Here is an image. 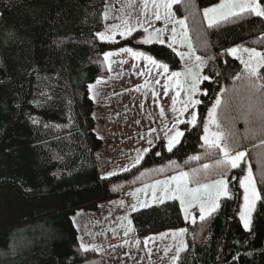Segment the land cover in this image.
<instances>
[{"label": "trees", "instance_id": "1", "mask_svg": "<svg viewBox=\"0 0 264 264\" xmlns=\"http://www.w3.org/2000/svg\"><path fill=\"white\" fill-rule=\"evenodd\" d=\"M106 2L0 0V264H82L92 250L80 248L77 211H94L122 190L182 171L201 170L202 183L217 178L213 168L205 172L203 165H214L218 157L202 147L203 122L217 96L225 142L233 151L249 149L248 164L261 193L250 229L239 219L240 168L230 170L229 197H222L219 209L205 221H186L179 202L167 200L133 211L131 225L139 238L186 229L187 247L177 264H264L262 117L256 97L250 99L248 82L236 80L247 75L241 63L224 55L226 46L264 50V18L246 15L212 30L201 11L219 0H177L173 11L184 18L196 54L207 62L202 74L210 77L201 84L206 94L197 107V126L187 125L172 152L160 140L129 171L101 178L95 153L102 141L94 132L89 85L108 76L106 51L131 44L130 39H98ZM139 48L168 63L170 70L180 67L179 57L166 45ZM259 71L264 75V69ZM247 167L244 160L241 168L246 172Z\"/></svg>", "mask_w": 264, "mask_h": 264}, {"label": "rangeland", "instance_id": "2", "mask_svg": "<svg viewBox=\"0 0 264 264\" xmlns=\"http://www.w3.org/2000/svg\"><path fill=\"white\" fill-rule=\"evenodd\" d=\"M174 4L175 3L172 4L171 8L173 20H184V18L177 17L175 15L173 11ZM217 4L210 7H214ZM105 7L107 8L106 12L108 13V19L106 20L104 18V28L100 33L106 31V26L111 27L114 24L122 25V22L125 19L129 21L131 26H134V31L129 37H122L117 34L114 37V42H107L116 43L130 39L131 44L106 51L116 53V55H113L109 58V61H104L106 67L108 68L109 74L107 77L96 79L89 85V91L92 89L90 91V96L94 104V132L102 141L101 147L95 153V162L99 176L101 178L113 176L111 175L112 173H121L125 168L130 169L133 167L135 159L138 155H143L144 158L145 154L148 152H145V150H150L160 140H163L165 146L167 147L165 132L167 131L169 134H172V127L176 119L179 118L186 121L191 119V116H189L187 113H185L184 116H180L179 111L174 113L172 110V99H176L177 103L175 107L179 110L181 108V101L187 99V94L185 92L182 91L180 96L177 97V89L173 84L165 93L164 85H167L169 81L165 79L164 75L160 73L158 68L153 67L150 63L142 58H135L130 54H121V49L124 47L132 48L133 51L145 53L139 48V45H146L143 43V40L147 38L148 32L155 33L156 30H161V38L165 40V43L161 45L168 46L169 43L172 42V24H166L163 18L159 21L155 20L153 16L154 9L152 0H148L147 10L144 8V0H107V6ZM109 8L111 9L110 12ZM106 12L104 11L103 17L105 16ZM203 12L204 9L201 11V14L204 24L207 25V21L203 16ZM148 20H151L150 25ZM145 27L148 28V32L144 31ZM179 31L180 29L177 27V32L179 33ZM99 34L97 35L98 39ZM179 39L180 37L178 36L177 40ZM152 43L160 44L156 42V40H153L148 44ZM232 47L255 48L257 51L264 52L263 49L251 46L234 45ZM169 48L173 50V47ZM174 48L175 51H173L176 54L177 52L184 54H187L188 52L186 47H180L178 43L174 45ZM195 55H197L196 52ZM177 56L180 59V67L175 71L183 72L186 67L195 64L194 58L192 60H188L182 59L179 55ZM152 57L153 59H156L158 63L163 62L154 56ZM246 58L247 57L245 56V59ZM241 65L244 70V65ZM157 80H159L160 83H157ZM201 84L200 89H202ZM201 95V93H197L195 98L200 99ZM217 97L220 98V96ZM197 107L195 109H189V111H194L197 113ZM210 109L211 106L209 107L208 111ZM162 111L163 115L161 114ZM207 113L203 122V127L208 123L209 118ZM188 126L191 127L192 125ZM179 127L181 128V125ZM210 131H217V129L214 126H210ZM220 131L223 130L220 129ZM203 135L204 133H202V141ZM150 139L152 140L151 145L148 143ZM235 151H244L246 153L244 160L247 161V165L249 167L250 164L248 163H250V161L247 155L249 149L247 147H243L239 150H234L233 154ZM252 170L253 169H251V171ZM179 173L180 172L171 174L131 189L122 190L116 198L103 202L101 204L103 208L101 207V210H99L100 215L105 216L108 220L115 218V223L104 225L102 222H100L99 226L94 230V234L91 236V239L87 237L88 233H86L85 230L80 226L79 231L82 235L81 238L83 239L84 244L91 248L89 250H92V255L89 256L82 264H147L146 258H144L146 253L160 254L161 260H159L158 258L160 257H158L153 259L155 262H150V264H177V260L174 259L175 248H172L176 242L172 240L168 234L161 233H174L182 228L175 231H163L143 238H139L137 236L131 240L129 236L127 238L129 239V242H124V246L126 249L130 250V255L124 252V248L119 246L112 247L111 244L113 242L107 241L110 236H118L117 234L119 232H124V228L126 226L125 218L128 217V220L130 219V215L133 212L132 205L137 203V198H139L141 201L148 199L150 206L156 204L151 201L150 188H146V186L154 184L157 180H167L172 176L178 175ZM246 174L247 171L245 172V175ZM252 174L257 191L259 192L253 171ZM242 178L243 176L241 179ZM214 180H210L205 183H211ZM188 186L195 187L191 186L190 184ZM140 189H145V191H139ZM134 193L135 195H133ZM112 206L114 208H111ZM243 207L244 202L242 189V203L240 206V211L243 209ZM138 209L141 208H137V210ZM189 212L190 218L188 222H191L192 216L196 217V221H200L198 218V208H191L189 209ZM75 216L78 218L85 216L90 217V212L79 211L75 214ZM96 217V215H93L91 218L95 219ZM82 223L83 221L81 224ZM111 225H113V227L109 228ZM132 231L134 234L135 231ZM150 237H153L154 239H151ZM117 238L120 239L121 237ZM146 238L150 239H147L146 246L144 245V247H141V240ZM137 244L140 245V248L137 247ZM177 244L178 243H176V245ZM169 248L171 251H168L167 254H165V250ZM113 254H116L117 256V262L115 263L110 262V257L113 256Z\"/></svg>", "mask_w": 264, "mask_h": 264}, {"label": "snow or ice", "instance_id": "3", "mask_svg": "<svg viewBox=\"0 0 264 264\" xmlns=\"http://www.w3.org/2000/svg\"><path fill=\"white\" fill-rule=\"evenodd\" d=\"M177 0H152L153 4V16L155 20L159 21L162 18L165 20L166 24H172L171 35L172 42L169 43V47L179 44L180 47H186L188 49L187 54L177 52V55L181 56L182 59L192 60L194 58L195 64L185 68L183 72L169 70L168 63L157 62L153 59L151 55H146L145 53L133 51L132 48L124 47L121 49V54H130L135 58H142L150 63L153 67L158 68L160 73L164 75L165 79L169 81L167 85H164L165 93L168 91L171 85L176 86V96H180L181 92L187 94V99L181 101V108L178 110L175 105L177 103L176 99H172V110L173 112L179 111L180 116H184L187 113L191 116L190 120L176 119L172 127V134L165 132V138L167 140V150L172 152L173 149L181 143L182 138L185 137V133L188 128L187 125H192L194 128L198 123V114L194 111H189V109H195L201 104V100L195 98L197 93H203L200 89V84L203 81L210 80V77L206 74L202 75L203 69L206 66V61L199 55H195L193 46L188 36V29L183 19L173 20V13L171 12L172 4L176 3ZM264 0H220V2L214 7H206L203 12V16L207 21V26L209 29L215 30L220 28L223 23H237L242 21L245 16H255L258 18H264ZM148 0H144V8L147 10ZM104 18L108 19V13H105ZM149 25L151 20H148ZM177 27L180 31L177 32ZM134 31V26L129 24L127 19L123 20L122 25H112L111 27L106 26V31L99 34V40L104 42H114V37L119 34L122 37H129ZM145 32H148V28H144ZM180 37L177 40V37ZM156 40L160 44H164L165 40L161 38V30H156L155 33L148 32L147 38L143 40V43L148 44ZM206 46V45H205ZM116 53L106 52L104 54V61H109V58ZM224 55L232 56L239 60L241 64L244 65V72L247 74L244 76H237L236 80L244 79L246 80L248 90L250 92V99L256 97L257 104L259 105V110L262 117V130H264V75L260 74V69H264V52L257 51L255 48L248 47H232L226 46ZM245 56L247 57L245 59ZM257 81H261L257 84ZM160 83L159 80L156 81ZM92 89H90L91 91ZM226 91V90H225ZM155 95V94H154ZM223 95V93H221ZM222 99L216 97L214 103L211 105V109L208 111V123L203 127V145L206 154L217 155V159L214 165L204 164L203 171L211 167L214 169L215 174L219 177L211 183H202L198 172L201 170L194 169L192 173L180 172L178 175L172 176L167 180H157L154 184L146 186L150 188L151 201L156 204H163L166 200L179 201L181 208L185 213V220L188 221L190 218L189 209L198 208V218L201 222L205 221L207 216L216 212L220 207L221 198L229 197V186L231 181L227 178L230 170L240 168L239 176H243L242 179L237 177V183L240 188L243 189V202L244 207L239 213V219L242 222L243 228L247 231L250 229L252 224V215L256 208L257 201L261 199V193L257 191L256 184L254 182L253 174L250 166L247 169V174L245 175V169L241 168V164L244 162L246 153L244 151H235L233 154V149L229 146L226 141V134L220 131L221 124L217 118V110L221 107ZM253 106L249 107V114H251ZM163 115V111L161 113ZM184 125L181 129L179 126ZM210 126H214L217 131H210ZM248 131V130H246ZM149 145L152 144V140L148 141ZM239 145L237 144L236 147ZM148 150L146 149L145 152ZM158 154V153H157ZM143 159V155H138L135 159L134 165H138ZM192 160L199 161L200 156L191 157ZM123 171H129L128 168L123 169ZM111 175H116L112 173ZM192 183L195 187H189L188 185ZM139 191H145V189H140ZM264 192V189L261 190ZM135 195V193L133 194ZM150 207V202L148 199L139 200L137 198V203L132 205V211H136L137 208H148ZM260 211L264 212V202L260 205ZM127 219V218H125ZM196 217H191V223L195 224ZM131 230V221L129 220L127 226H125V235ZM186 229H180L177 232L171 234L174 241H179L175 248L174 259L178 261L181 252L186 250V245L184 243V236L186 235ZM163 239V237H162ZM147 243V242H145ZM81 250L84 252L89 251V248L83 242L80 245ZM171 249H166L165 254Z\"/></svg>", "mask_w": 264, "mask_h": 264}, {"label": "crops", "instance_id": "4", "mask_svg": "<svg viewBox=\"0 0 264 264\" xmlns=\"http://www.w3.org/2000/svg\"><path fill=\"white\" fill-rule=\"evenodd\" d=\"M105 6H107V2H106V5ZM106 7H105V12H106ZM111 11V9L109 8V12ZM106 201H108V200H106ZM106 201H103V202H106ZM178 201V200H177ZM103 202H100L99 203V205H98V208L96 209V210H94V211H84V210H80V211H84V212H90V217H87V216H85V217H81V218H78L77 216H74V223H75V225H76V227H77V229H78V234H79V239H80V241H82L83 242V239L81 238V233H80V231H79V228H80V226L85 230V232L86 233H88V235H87V237L89 238V239H91V236L94 234V230L99 226V224H100V222H102L104 225H108V224H113V223H115V218H113V219H110V220H108L105 216H102V215H100V211L99 210H101V207L103 208V206H101V204L103 203ZM179 202V201H178ZM180 205V204H179ZM181 207V206H180ZM107 208V207H106ZM111 208H114L113 206L111 207ZM181 210H182V208H181ZM77 212H79V211H77ZM76 212V213H77ZM182 212H183V210H182ZM183 214H184V212H183ZM93 215H96L97 217L95 218V219H92L91 217ZM184 216H185V214H184ZM118 218H119V216H118ZM130 220V219H129ZM128 217H127V219H126V226H127V223H128ZM83 221V223L81 224V222ZM113 227V225H111L109 228H112ZM132 230H134L133 229V227H132V225H131V230L129 231V233L127 234V235H125V231L122 233V232H119L117 235L118 236H114L113 237V235L112 236H110L109 238H108V241L107 242H113L112 244H111V246L112 247H122V248H124L125 250H124V252L125 253H127V254H129V251L130 250H128V249H126L125 248V246H124V242H129L128 240L129 239H127L129 236H130V240L132 239V238H135V237H137V235H136V233H134L133 234V231ZM179 231V230H178ZM112 232V231H111ZM177 232V231H176ZM161 234H168L169 235V237H171L172 238V236H171V234L172 233H161ZM160 235V234H159ZM159 235H157V236H159ZM117 237H121L120 239H118ZM155 237V236H154ZM151 239H154L153 237H150ZM150 238H146V239H142L141 240V247H144V245L146 246V244L147 243H145L146 241H147V239H150ZM117 239V240H116ZM173 240V239H172ZM183 240H184V238H183ZM115 241V242H114ZM145 241V242H144ZM154 241V240H153ZM176 243H179V241L177 240V241H175ZM84 243V242H83ZM91 243H92V241H91ZM176 243L172 246V248H176ZM137 247H139L140 248V245L139 244H137ZM88 248H90V247H88ZM121 252H123V251H121ZM115 253V252H114ZM130 255V254H129ZM158 257H160V254H155V253H153V254H149V253H146V256L144 257V258H146V263L147 264H150V262H155V260H153V259H156V258H158ZM110 262H113V263H115V262H117V256H116V254H113V256H111L110 257ZM159 260H161V257L160 258H158Z\"/></svg>", "mask_w": 264, "mask_h": 264}]
</instances>
